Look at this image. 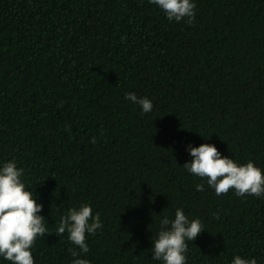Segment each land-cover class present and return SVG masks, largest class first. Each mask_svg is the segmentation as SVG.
Listing matches in <instances>:
<instances>
[{
    "label": "trees",
    "instance_id": "16d2710c",
    "mask_svg": "<svg viewBox=\"0 0 264 264\" xmlns=\"http://www.w3.org/2000/svg\"><path fill=\"white\" fill-rule=\"evenodd\" d=\"M185 19L149 0H0V159L24 168L51 232L34 264H70L56 227L80 202L103 223L91 264H160L151 239L176 207L205 228L186 264H264V198L197 191L183 167L207 142L264 174V0H196Z\"/></svg>",
    "mask_w": 264,
    "mask_h": 264
},
{
    "label": "clouds",
    "instance_id": "9594fccd",
    "mask_svg": "<svg viewBox=\"0 0 264 264\" xmlns=\"http://www.w3.org/2000/svg\"><path fill=\"white\" fill-rule=\"evenodd\" d=\"M149 2L158 7L170 22L186 18L185 22L191 23L195 17L196 0ZM124 97L138 106L141 113L153 110V102L147 96L128 91ZM185 147L190 159L183 163L184 169L202 178L195 184L197 191H204L206 182L217 195L231 188L237 196L264 198V174L253 160L238 162L233 157L222 155L214 144L207 142L195 146L188 143ZM24 175V168L18 166L15 159H0V259L9 264H34V242L51 233L46 227L45 216L41 214L43 204L38 202L32 186L26 184ZM102 227L100 213L93 212L88 202L70 206L61 214L56 233H67L71 244L78 246V250L68 249L72 257L70 264H91L83 255L89 252L86 237ZM203 229L201 219L190 218L182 207H176L172 216H160L155 236L151 239V259L160 264H186L187 242L194 241ZM228 264H257V259L234 252Z\"/></svg>",
    "mask_w": 264,
    "mask_h": 264
}]
</instances>
